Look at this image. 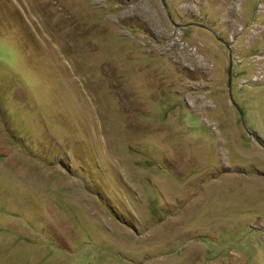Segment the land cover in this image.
<instances>
[{
  "label": "rangeland",
  "instance_id": "obj_1",
  "mask_svg": "<svg viewBox=\"0 0 264 264\" xmlns=\"http://www.w3.org/2000/svg\"><path fill=\"white\" fill-rule=\"evenodd\" d=\"M219 39L264 144V0H0V264H264Z\"/></svg>",
  "mask_w": 264,
  "mask_h": 264
},
{
  "label": "water",
  "instance_id": "obj_2",
  "mask_svg": "<svg viewBox=\"0 0 264 264\" xmlns=\"http://www.w3.org/2000/svg\"><path fill=\"white\" fill-rule=\"evenodd\" d=\"M165 5V4H164ZM170 17V16H169ZM219 41L221 43H223L226 47V49L229 51V72H228V88H229V96H230V100L232 102V104L235 106V108L238 110L239 114H240V118L241 121L243 123V127L245 129V131L248 133V135H250L264 150V144L253 134L251 133L245 124V120H244V115L242 113V111L240 110V108L236 105V103L234 102L233 96H232V72H233V55L231 52V48L230 46L222 39H219Z\"/></svg>",
  "mask_w": 264,
  "mask_h": 264
}]
</instances>
